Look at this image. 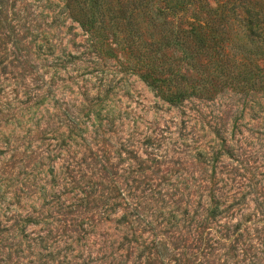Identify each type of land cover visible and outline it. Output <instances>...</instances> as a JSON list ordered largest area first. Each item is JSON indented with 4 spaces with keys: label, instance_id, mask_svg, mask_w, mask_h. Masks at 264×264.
<instances>
[{
    "label": "rangeland",
    "instance_id": "rangeland-1",
    "mask_svg": "<svg viewBox=\"0 0 264 264\" xmlns=\"http://www.w3.org/2000/svg\"><path fill=\"white\" fill-rule=\"evenodd\" d=\"M66 1L0 0V264H264V0L182 4L216 39L167 51L190 89L209 76L179 106Z\"/></svg>",
    "mask_w": 264,
    "mask_h": 264
},
{
    "label": "trees",
    "instance_id": "trees-1",
    "mask_svg": "<svg viewBox=\"0 0 264 264\" xmlns=\"http://www.w3.org/2000/svg\"><path fill=\"white\" fill-rule=\"evenodd\" d=\"M185 2L194 5L196 0H67L65 5L67 9L83 14L84 21L79 22L91 37V47L103 50L109 38L107 31H113L117 42L130 51L129 55L135 61L134 70L157 95L168 103L179 106L192 96H198L209 76L200 82V86L191 85L190 89L187 87L190 84L189 78L181 73L176 61L168 56L167 51L180 52L194 65L200 56L214 59V47L211 43L216 39V35L211 33L210 36L207 31L198 30L194 26L191 30L181 28L179 11L182 4H187ZM201 5L207 8V25L212 31L210 24L215 20L214 16L219 14L211 15L210 12H217L206 4ZM252 8L246 10L248 17L244 19L261 29L262 43L257 48L264 56V18L261 11L256 10V7ZM227 16L228 13H224L222 9L220 18L225 19ZM142 22L151 31L148 33L149 39L142 30ZM209 70L212 74L218 72L223 75L225 72L224 66L220 64L214 70ZM244 73L248 75L247 81H250L253 68Z\"/></svg>",
    "mask_w": 264,
    "mask_h": 264
}]
</instances>
